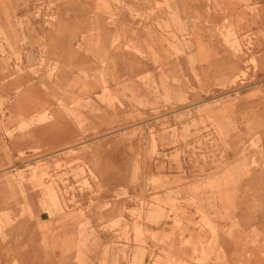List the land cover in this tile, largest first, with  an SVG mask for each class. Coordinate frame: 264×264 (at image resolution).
Listing matches in <instances>:
<instances>
[{
    "label": "rangeland",
    "instance_id": "374dc122",
    "mask_svg": "<svg viewBox=\"0 0 264 264\" xmlns=\"http://www.w3.org/2000/svg\"><path fill=\"white\" fill-rule=\"evenodd\" d=\"M60 1L43 3L51 10L45 13L47 24L55 21ZM97 1L98 12L109 15L110 1L135 11L124 0ZM241 4L246 15L234 22L227 18L219 29L233 52L229 77L216 88L200 87L197 96L191 90L177 97L157 95L150 103L135 101V111L146 108L145 117L125 111L103 72H97L96 97L87 83H76L82 88L72 89L69 104L44 107L28 122L16 118L8 104L5 108L8 100L0 96V123L10 137L57 121L62 112L75 127L61 143L38 137L29 151L0 160L2 253L48 211L76 220L79 238L94 240L102 233L131 242L122 249L129 264H264V199L245 184L264 173V73L255 55L264 33L254 32L248 22L259 8L248 0ZM157 7V1L150 3L143 16H155ZM34 14L41 16V9ZM30 24L28 16L18 24L22 41L15 40L13 25H0L6 67L0 83L20 75L58 79L61 74L56 63L48 72L45 60L28 65L24 31ZM118 107L124 115L116 113Z\"/></svg>",
    "mask_w": 264,
    "mask_h": 264
},
{
    "label": "crops",
    "instance_id": "0c3cea01",
    "mask_svg": "<svg viewBox=\"0 0 264 264\" xmlns=\"http://www.w3.org/2000/svg\"><path fill=\"white\" fill-rule=\"evenodd\" d=\"M154 1L158 4L156 14L146 19L143 14ZM248 1L250 7L259 8V15L248 22L254 32L264 33V0ZM47 2L0 0V25L7 29L13 25L16 41L23 38L18 26L21 18L29 17L31 24L24 31V39L29 41L28 65L45 60L46 72L55 63L61 69L58 79L27 74L0 83V96L8 100L4 107L8 104L13 115L25 122L44 107L53 109L59 101L69 104L72 89L82 88L76 83H87L96 97L101 91L97 72L104 73V82L127 106L125 111L140 118L148 113L145 107L135 111V101L150 103L157 95L177 97L191 90L197 96L200 87L216 88L235 64L220 31L227 18L234 22L247 13L241 0H124L134 12L110 1L106 10L111 15L98 12L97 0H61L56 19L49 25L45 13L51 14V10L43 8ZM39 8L42 14L36 16L34 11ZM260 41L263 46L255 55L261 64L259 72L264 73V37ZM5 70L0 58V77ZM80 72L94 77L85 79ZM99 107L110 111L100 102ZM125 111L116 109L120 115ZM13 128L17 129V122ZM72 134L75 127L64 112L57 121H45L25 132L16 130L12 137L0 123V160L15 159L19 150L29 151L38 137L47 143H61ZM245 184L264 199V173ZM29 230L5 244L3 253L0 247V264H129L122 249L131 247V242L102 233L94 240L79 238L76 220L41 211Z\"/></svg>",
    "mask_w": 264,
    "mask_h": 264
}]
</instances>
